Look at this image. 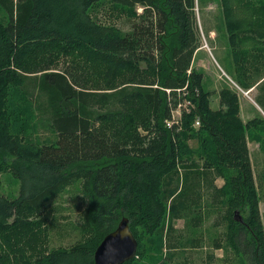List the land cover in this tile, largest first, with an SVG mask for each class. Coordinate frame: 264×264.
Wrapping results in <instances>:
<instances>
[{"label":"trees","instance_id":"16d2710c","mask_svg":"<svg viewBox=\"0 0 264 264\" xmlns=\"http://www.w3.org/2000/svg\"><path fill=\"white\" fill-rule=\"evenodd\" d=\"M226 1L231 42L252 43L237 60L235 74L243 82L249 77L238 84L246 90L256 84L264 112V36L239 39L238 29L252 24L242 26L230 14L253 4ZM196 3L0 0L9 17L0 22V170L19 185L12 198L0 185V264H95L97 246L123 217L138 241L137 256L123 264H134L148 258L147 241L172 231L179 201L180 209H190L205 194L207 206L219 211L213 224L226 225L214 247L232 248L241 264H264V170L255 173L248 147L249 135L264 147V113L244 122L228 87L220 93L225 108L211 106L203 72L192 67L201 46ZM106 6L130 9L132 28L100 21L97 12ZM178 89L195 108L183 110L181 125L168 127ZM20 102H31L50 123L54 141H33L16 130L12 121L24 120ZM189 139L198 140L197 149ZM76 181L85 200L83 239L50 249L56 216L48 202Z\"/></svg>","mask_w":264,"mask_h":264},{"label":"rangeland","instance_id":"374dc122","mask_svg":"<svg viewBox=\"0 0 264 264\" xmlns=\"http://www.w3.org/2000/svg\"><path fill=\"white\" fill-rule=\"evenodd\" d=\"M245 1L253 5L240 8L235 11V14H230L231 19L242 26H245L243 24L247 22L252 24L253 29L250 28L251 30L246 29L247 27L238 29L239 39L244 36L249 37L250 34L253 39L259 38V36L263 38L264 16L262 13H264V0ZM196 2L198 37L201 46L196 52L192 67L203 72L204 88L208 91L211 106L213 108H225L221 104L220 93L223 88L228 87L238 95L240 101L239 115L242 116L244 122L250 119L248 115L252 116L249 114L252 111L255 115L264 113L261 108L262 102L257 99L261 104L260 106L254 98L258 92L256 84L246 90L242 86L245 85L244 82H247L248 75L244 74L247 76L243 82L238 74L234 72L237 60L241 58L242 61L244 60L242 55L247 52V49L252 48V43L231 42L230 31L224 21L225 6L230 4L226 0H196ZM240 2L242 1L240 0ZM107 5H110V2ZM135 9L139 14L143 11V7L140 5H137ZM252 9L257 10L258 13L253 12L251 15ZM129 12L130 9L122 7L113 9L106 6L98 10L97 17L105 24H114L127 31L132 28L134 22V17ZM254 15L255 18L251 19ZM257 17L258 27L254 23ZM8 18L7 13L0 8V22H6ZM168 42H170L169 37ZM69 61L70 57L61 58V64L63 65H67ZM238 64L240 65L239 62ZM262 69H264V66ZM178 92L180 102L184 103L183 110L186 109V106H191L190 111L195 108L193 101V105H188L187 99L189 97L185 95V92ZM19 108L24 112V120L12 121L17 131L25 135L27 139L37 142L54 141L56 139L57 134L50 123L40 117L39 111L34 108L31 102H20ZM181 122L179 125H181ZM196 127H199V125ZM188 143L194 149H197L199 145L197 139H189ZM248 147L250 159L255 173L258 175L264 170L262 141L252 139V136L249 135ZM174 179L176 177L172 178V180ZM224 182L222 177H218L215 181L218 186H222ZM0 185L1 193L7 197L12 198L18 194V180L9 171L0 170ZM203 197L201 203H194L190 209H180L184 202L179 201L178 213L180 216L174 218L172 231L162 237L159 236L147 242L145 241L148 258L147 256L137 258L134 264H241L232 248L227 251L223 248L214 247L213 239L215 237L219 238V234L225 231L226 225L222 221L217 226L213 224L219 211L216 206L211 208L207 206V203H205L206 194ZM84 206L85 200L80 181L69 185L48 202V207L53 208L56 216V223L50 228L48 244L50 249L56 247L70 248L83 239L78 226ZM260 211L264 225V196L260 202ZM192 239L195 243H192Z\"/></svg>","mask_w":264,"mask_h":264},{"label":"water","instance_id":"95a60500","mask_svg":"<svg viewBox=\"0 0 264 264\" xmlns=\"http://www.w3.org/2000/svg\"><path fill=\"white\" fill-rule=\"evenodd\" d=\"M238 211L235 213L237 218ZM242 218L241 216L239 217ZM138 241L130 229L129 218L123 217L94 252L95 264H123L137 256Z\"/></svg>","mask_w":264,"mask_h":264},{"label":"built area","instance_id":"2783aa9c","mask_svg":"<svg viewBox=\"0 0 264 264\" xmlns=\"http://www.w3.org/2000/svg\"><path fill=\"white\" fill-rule=\"evenodd\" d=\"M167 91L170 92L171 90L167 89ZM178 91H181V89H178ZM187 102H188V105L192 104V100L191 99H187ZM183 104L184 103L179 102L178 105L172 109L171 118L166 120V124H167L168 127H172L174 124H177V125L180 124L181 118H182V112H183V109H182ZM190 108H191V106H186L185 110L186 111H190ZM199 124H200V121L196 120L195 125L197 126Z\"/></svg>","mask_w":264,"mask_h":264},{"label":"crops","instance_id":"0c3cea01","mask_svg":"<svg viewBox=\"0 0 264 264\" xmlns=\"http://www.w3.org/2000/svg\"><path fill=\"white\" fill-rule=\"evenodd\" d=\"M196 55V54H195ZM255 102V101H254ZM242 105V104H241ZM249 114H251L252 116H249L248 115V118H251V117H253L254 115H255V113L252 111L251 113H249ZM247 120V119H246Z\"/></svg>","mask_w":264,"mask_h":264},{"label":"bare ground","instance_id":"6f19581e","mask_svg":"<svg viewBox=\"0 0 264 264\" xmlns=\"http://www.w3.org/2000/svg\"><path fill=\"white\" fill-rule=\"evenodd\" d=\"M184 90H185V89H184ZM186 94H187V93H186ZM186 94H185V95H186ZM187 95H188V94H187ZM189 98H190V97H189ZM190 99H191V98H190ZM224 121H225V120H224ZM226 121H227V120H226ZM141 156H142V155H141ZM168 168H169V167H168ZM253 210H254V208H253ZM231 213H232V212H231ZM231 215H232V214H231ZM226 216H227V215H226Z\"/></svg>","mask_w":264,"mask_h":264}]
</instances>
